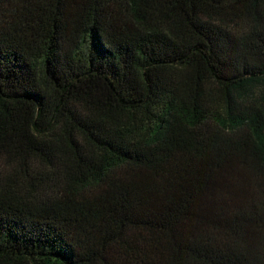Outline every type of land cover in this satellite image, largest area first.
<instances>
[{
    "label": "trees",
    "instance_id": "trees-1",
    "mask_svg": "<svg viewBox=\"0 0 264 264\" xmlns=\"http://www.w3.org/2000/svg\"><path fill=\"white\" fill-rule=\"evenodd\" d=\"M0 264H264V0H0Z\"/></svg>",
    "mask_w": 264,
    "mask_h": 264
}]
</instances>
